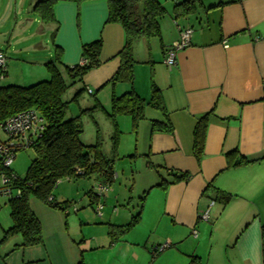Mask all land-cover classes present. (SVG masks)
<instances>
[{
  "label": "crops",
  "instance_id": "crops-1",
  "mask_svg": "<svg viewBox=\"0 0 264 264\" xmlns=\"http://www.w3.org/2000/svg\"><path fill=\"white\" fill-rule=\"evenodd\" d=\"M37 1L19 0L16 5V0L7 4L0 0V51L7 61L0 87H26L29 82L48 79L44 64L52 58L55 46L61 49L65 66L79 65L81 46L101 39L100 66L77 84V91L84 90L81 96L91 100L72 109L69 106L68 117H76L95 103L109 111L111 97L122 96L130 86L106 85L118 69L116 56L124 42L122 28L106 24L107 4L59 3L54 8L55 22L45 24L31 11ZM157 1L166 10L159 22V38L139 39L133 45L132 87L146 104L135 134L141 139L139 155L146 174L139 187L144 197L139 222L112 242L108 227L125 225L141 203L137 210L133 206L118 211L113 189L102 195L95 192L100 184L96 178L66 180L74 183L57 185L53 192L54 200L65 206L64 212L29 200L41 225L43 243L13 250L19 239L1 253L5 255L0 264H77L80 259L83 264H194L192 258L195 264H262L264 160L226 169L225 158L236 151L248 160L264 156V0H170L168 7L169 0ZM183 1H192L195 10L175 19L172 7ZM178 26L192 28L191 44L176 54L175 66L168 69L163 64L164 53L177 40ZM28 68L32 73L24 78ZM153 86L159 90L171 133L151 129L152 121L164 120L162 112L147 105ZM205 115L203 154L197 161L192 134ZM122 117L116 118L117 125L127 128ZM174 172L190 178L164 189L157 187L161 179L170 182ZM72 190L76 198L81 196V212L66 219ZM217 191L232 196L227 205L216 200ZM207 209L209 226L198 220ZM74 218L79 224L76 235L70 233ZM192 230L197 237L191 235ZM163 244L169 247L155 254L154 249Z\"/></svg>",
  "mask_w": 264,
  "mask_h": 264
},
{
  "label": "trees",
  "instance_id": "trees-1",
  "mask_svg": "<svg viewBox=\"0 0 264 264\" xmlns=\"http://www.w3.org/2000/svg\"><path fill=\"white\" fill-rule=\"evenodd\" d=\"M94 1H104L107 4L106 24L120 26L124 34L122 49L116 56L119 59L118 69L106 85L114 87L117 84H127L130 89L120 97H111L109 111L103 110L99 104L95 103L92 107L79 111L76 117L69 118L70 104L77 102L84 90L76 91L69 102L63 100L69 88L81 83L84 75L100 66L101 39L81 46V61H84L82 65L65 66L61 61V49L55 46L52 58L44 64L48 74L47 80L28 87L15 85L0 87V124L9 117L27 110L36 111L43 122L40 136L28 147L32 149L34 158L23 177H18L10 169L2 168L0 164L1 173L14 174V180H11L8 185L11 192L19 191L16 197H6L11 225L4 231L0 241L4 243L15 236L19 237L20 243L15 245L13 250L43 243L40 222L29 206L31 198L64 212L65 206L58 204L53 195L61 180L70 181L94 177L100 185L106 186L107 189L113 184L114 160L102 154L98 131L92 145H84L81 142L80 117L82 115L91 117L96 112H103L113 128L111 139L114 151L119 138L116 118L128 117L131 132L134 135L137 133L139 123L144 119L143 111L146 104L136 95L132 87L133 69L136 65L133 45L139 39L159 38V22L166 15V10L157 0H38L32 6L31 11L40 22L48 24L55 22L54 8L59 3H74L79 7L84 3ZM194 10L195 6L192 1H183L172 7L175 19L186 18ZM147 105L162 112L164 118L161 122H151L152 131L171 133L172 128L164 112L159 90L154 86L151 88V98ZM207 125L208 115H205L196 122L193 129L192 153L197 161L203 154ZM225 159L226 169H235L261 162L264 156L261 159L248 160L236 151L226 155ZM170 176L172 177L170 182L161 179L157 187L164 189L168 185L186 182L190 178L189 174L180 172L170 173ZM207 190L208 188L204 192ZM231 199L232 196L227 193L216 192V200L223 206L227 205ZM143 200L144 197L141 198V202ZM141 209L142 203L139 211L125 225L108 227V235L112 242L127 234L139 222ZM260 227L261 263L264 264V221ZM195 260L192 258L191 263L195 264ZM77 264H83L82 260L80 259Z\"/></svg>",
  "mask_w": 264,
  "mask_h": 264
},
{
  "label": "rangeland",
  "instance_id": "rangeland-1",
  "mask_svg": "<svg viewBox=\"0 0 264 264\" xmlns=\"http://www.w3.org/2000/svg\"><path fill=\"white\" fill-rule=\"evenodd\" d=\"M6 4L10 2V0H4ZM32 0H27V3ZM178 1V0H174ZM159 2L163 3L166 2V0H159ZM170 0L167 2V6L169 5ZM16 5L19 3V0H16ZM15 7V6H13ZM36 72V70H34ZM31 68H28V70H25L23 72L24 78L26 77V74H31ZM46 73V72H45ZM47 74V73H46ZM36 77H38V74H36ZM38 79V78H36ZM41 79V78H39ZM1 80V79H0ZM45 80V79H44ZM47 80V79H46ZM19 81V79L17 80ZM36 81H43L41 80H35ZM34 82H29L30 84H27L26 87L29 85H32ZM20 85V84H19ZM78 89V85L69 88L66 93L63 96V100L66 102H69L73 95L76 93ZM84 100H87L88 102L91 100L90 97L86 96H80L77 99V102H72L70 104V108L72 109L73 106H82V103ZM71 111V110H70ZM70 113V112H69ZM127 122L128 127L124 128L123 125L120 123L118 124V131H119V138L117 142L116 150L114 151L112 148V134H113V128L110 122L107 120V118L104 116L103 112H96L91 117L87 115H82L80 117V125H81V140L86 143V145L93 144L95 142L96 134L98 131V134L101 138V152L104 155V157L113 159V172L115 174L114 182L113 184L108 188L109 190L113 189V195L117 196L116 202H114V205L117 206L118 211L119 209H126L129 207V209H132L133 206L137 210L139 207V204L141 203V197L142 194H140V184L142 177H145V163L143 161V158L139 155L141 151V142L139 137H135V135L131 132V123L130 119L126 116H123ZM6 137L2 132H0V141L5 140ZM34 158V154L32 149H25L18 151L15 154V158L12 161V164L10 166V170L14 174H16L18 177H23L25 175L26 169L31 163V160ZM153 174V173H150ZM81 179V178H80ZM74 182H67L66 180H61L58 185L63 184L62 186L66 187L67 184H72ZM2 187V182L0 179V189ZM62 187H60L61 189ZM58 189H55L54 194L57 192ZM75 193L72 190V196H74ZM80 196V195H78ZM77 196V197H78ZM81 197V196H80ZM79 198H76L74 196L73 200L68 203V208L65 214L68 213V216L66 219L76 217L80 212L81 208L79 207ZM69 199V196H68ZM7 198L5 196H0V241L3 237V231L9 228L11 225L10 218H9V209L7 207L6 203ZM70 201V200H69ZM83 203L85 202L82 200ZM132 201L131 205L128 206L127 202ZM109 207V206H107ZM218 206L216 205L214 210H216ZM109 212H111L109 210ZM214 212V211H213ZM64 214V213H63ZM75 220V227L72 228L70 226V233L77 234L78 232V221L76 218ZM205 225L209 226L207 222H203ZM89 230H92L91 228ZM19 237H15L12 239L7 240L4 243H0V258H3L5 255L3 254L4 251H7L8 249L13 248V244L19 241ZM18 240V241H17ZM7 253V252H5Z\"/></svg>",
  "mask_w": 264,
  "mask_h": 264
},
{
  "label": "built area",
  "instance_id": "built-area-1",
  "mask_svg": "<svg viewBox=\"0 0 264 264\" xmlns=\"http://www.w3.org/2000/svg\"><path fill=\"white\" fill-rule=\"evenodd\" d=\"M176 25V23H175ZM192 37V28L189 26H178V38L171 44L166 50L163 59V64L171 69L175 66V56L178 52L185 50L191 44ZM226 47V46H224ZM84 61H80L82 65ZM7 69V61L4 53L0 51V79L5 78ZM90 93V91H89ZM43 130V122L38 113L34 110H27L16 114L14 116L6 119L2 124H0V132L6 137L5 140L0 141V164L2 168L8 170L12 164V161L15 158V154L18 151L25 150L31 146L33 141L38 138ZM79 173V172H78ZM14 174L4 175L0 172V179L2 182V187L0 189V196L5 197H16L19 194V191L11 192L8 185L11 180H14ZM107 191V187L103 185H97L95 187V192L98 195H102ZM51 200V198H49ZM101 209V206H98L97 212ZM209 209L203 211L199 214L198 220L203 222L209 221ZM191 235L195 238L197 237V232L192 230ZM169 246L163 244L155 248V254L162 252L167 249Z\"/></svg>",
  "mask_w": 264,
  "mask_h": 264
}]
</instances>
